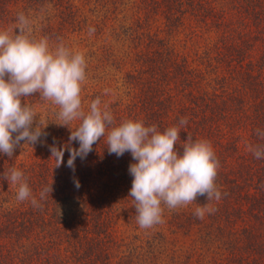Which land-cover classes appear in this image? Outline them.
<instances>
[{
	"label": "rangeland",
	"instance_id": "obj_1",
	"mask_svg": "<svg viewBox=\"0 0 264 264\" xmlns=\"http://www.w3.org/2000/svg\"><path fill=\"white\" fill-rule=\"evenodd\" d=\"M34 1L24 4L23 0H7L6 7L11 10H8V18H0V29H14L17 14H25L24 9L37 38L46 36L51 46L63 42L70 49L83 52L87 67L81 100L85 111L99 97L102 106H109L117 124L127 118L142 120L140 114H145L141 105L143 90L152 79L151 73L144 70L155 65L151 64L153 56L161 57L154 55V51L163 54L166 50L170 54L162 55L159 59L162 62L157 65L172 73H166L163 80L160 77L156 86L166 91L164 110H171L182 119L185 113L174 102L186 103L192 97L195 101L197 96L209 98L214 93L218 94L224 86L229 91L226 95H231L229 97L235 101V105L227 109L229 113L225 118H217V124H221L218 129L215 127L211 132L196 136V139L211 142L219 161L217 177L225 184L235 179L240 184L231 193L226 191V198L210 202L216 211L206 214L203 219L194 215L195 208L207 202L198 196L196 202L188 206L168 209L162 205L163 223L149 229L140 228L136 223L133 201L128 196L133 179L129 166L135 162L131 154L125 152L117 157L104 150V159L103 156L102 160L96 158L98 164L110 172V176L99 183L101 188L98 192L105 196L101 210L104 218L97 227L93 222H80L79 227L88 223L84 227L90 232L87 240L105 246L103 253L106 255L102 264H264V193L256 201L244 198L245 190L251 189L254 196L260 194L255 192L257 189L252 190L258 179L264 185V158L256 159L248 149L249 145L264 144V139L256 134L257 129L264 131L256 115L261 111L256 101L258 90L264 89V73H256L253 78H229L223 80L224 83L219 77H224L226 71L224 64L218 61V45L224 41L231 43L229 52L234 55L237 53L234 47L243 46L247 60L253 59V63L264 57L263 3L259 0H204L200 5H189L192 0H111L109 3H106L108 0ZM65 6L67 11L58 10ZM69 11L75 12L72 14ZM175 13L180 18L173 17L171 20L169 15ZM95 22L104 28V36L91 34L90 29ZM122 30L125 34L119 35ZM172 50L178 55H173ZM178 56L180 64L185 63L183 69L171 66ZM184 69L189 74H184ZM26 100L38 113L37 121L39 116L42 121H49L44 129L46 135L41 136L37 143L30 145L21 141L11 158L0 153L2 214L6 200L11 205H17V209L24 208L25 204V201H17V186L3 178L4 171L12 167L21 171H39L45 166L53 168L56 161L51 157L50 146L55 144L60 147L70 136L67 126H60L54 121L58 110L55 105L41 100L38 93ZM21 102L23 104L25 98ZM178 122L176 118L171 121L173 125ZM76 123L78 121L73 122L74 125ZM73 142L72 147L77 145ZM94 146L107 148L106 135ZM178 151L182 153V149ZM68 158L69 152L65 150L63 163L59 166L60 173L65 174L66 169L67 174L69 169L79 177V159L76 158L73 171L67 166ZM32 193L35 196L34 190ZM81 213V210L77 211V214ZM59 225L56 222V236H39L43 241L41 246L47 247L45 258L51 259V264L65 262L72 257L70 243L60 235L65 233L64 228L59 229ZM2 240L5 252L9 247L15 248L18 242L27 241L12 232ZM26 244L30 245L29 242ZM125 255L133 256L134 263L121 259L120 256Z\"/></svg>",
	"mask_w": 264,
	"mask_h": 264
},
{
	"label": "clouds",
	"instance_id": "obj_2",
	"mask_svg": "<svg viewBox=\"0 0 264 264\" xmlns=\"http://www.w3.org/2000/svg\"><path fill=\"white\" fill-rule=\"evenodd\" d=\"M86 67L83 52L74 51L63 42L51 46L48 37L33 35L32 23L23 12L17 14L14 29H0V153L11 158L21 141L33 145L46 135L44 129L49 120L42 121L39 116L37 121L38 113L26 100L38 93L41 100L57 107L54 121L70 129L64 145L50 146L51 157L56 161L54 167L63 163L67 150V166L74 171L76 158L85 159L105 135L109 154H131L135 162L129 166L133 179L128 196L140 228L163 223L162 205L176 209L196 202L198 196H205L207 202L196 207L194 215L203 219L214 213L216 209L210 202L220 201L222 194L215 183L219 161L211 142L188 135L179 143L186 118L163 131L155 124L146 126L139 119H122L117 124L109 106H102L99 97L85 111L81 91ZM74 121L78 123L74 125ZM256 134L264 139V131L257 129ZM73 141L78 142V148L72 147ZM177 144L182 153L175 147ZM248 149L256 159L264 158V144L249 145ZM3 178L17 186V201L30 199L34 208L41 207L40 201L52 192L51 184L43 187L38 200L24 172L15 167L5 170Z\"/></svg>",
	"mask_w": 264,
	"mask_h": 264
},
{
	"label": "trees",
	"instance_id": "obj_3",
	"mask_svg": "<svg viewBox=\"0 0 264 264\" xmlns=\"http://www.w3.org/2000/svg\"><path fill=\"white\" fill-rule=\"evenodd\" d=\"M23 1L24 4H28L29 2L35 3L34 0ZM109 1L111 0H108L106 3H109ZM113 1L112 3H116ZM259 1H261V3H263L264 5V0ZM6 2L7 0H0V18H8V10L10 11L11 9L6 7ZM155 2L157 3V1ZM167 2H170V0H167ZM203 2L204 0H192L189 5H200ZM250 4L251 3H249V5ZM66 7L67 6L63 7L62 9L59 8L58 10L60 12H63L67 9ZM177 10L179 12V9ZM23 11L26 14V11L24 9ZM69 12H72L73 14V12L75 11ZM169 17H172L171 20H173V17H177V19L180 18L176 13L173 16L169 15ZM129 29L132 30L131 27H129ZM91 30H93L91 32L92 35L97 34V36H104L106 33L104 31V28H100L99 23L96 22ZM121 34H125L124 30L120 31L119 35ZM234 48V50H237V53L235 55L229 52V50L231 49V43L224 41L220 42V45H218V61L221 64H224V71H226L224 77H219V80L221 82L229 78L243 79L244 76L253 78L254 74L256 73H264V57H261L258 63H256L257 61L253 63V59H250L249 61L247 60L248 56L244 53L245 50L243 46L237 45ZM167 52L168 54H170V51L168 50H166V52L163 54H159L158 51H154V55H161L160 58H162V55L167 54ZM172 54L175 56L178 55L173 52V50ZM160 58H155L153 56L151 64L155 65H150L144 70V72L146 73H151L150 77L152 79L149 81L147 87H145L143 90L144 98L141 105L143 107V111H145V114L144 116L140 114V117H142V121L146 122L147 126L155 124L161 131H163L165 128L173 125L171 123L173 119L176 118L177 120H180L181 116L177 117V115L174 114L173 111L171 112V110H169V112L168 110L163 109L164 103H166V101L163 102V99L167 98L166 91L164 89L161 91L156 88L157 84H159L157 81L161 79L160 77H162L163 80L166 76V73L171 74L172 71L166 70L162 67L159 68L160 66H158L157 63L162 62L159 61ZM175 60L176 61L171 62V66H180V68L183 69L185 63L180 64V61H178L179 56L175 58ZM185 73L189 74L188 70L184 69V74ZM223 82L225 83V81ZM258 91L259 97L256 102L261 107V111L256 115L259 118L258 121H260L259 125L261 124L262 129L264 130V89H260ZM227 92L229 91L224 86V88H221V90L218 91V94L214 93V95L209 98L197 96V98H195V101L192 97L189 102L186 103L184 101H180V103L174 102L175 105L180 106V109L184 111L185 114L182 118L187 119V125L180 131L181 141L179 143H182L183 140H186L187 132L188 135H194L193 139H196L197 135H202L201 133L204 134V132H211L215 127H217V129L218 127H220L221 124H217V118H225V115L229 113L227 109L235 105V101H233V99L229 97L231 95H226ZM214 96L216 97L213 98ZM235 100H237L236 97ZM179 112L181 115L180 110ZM73 146L74 148H78V142L77 145L73 144ZM175 147L177 148V150L182 149L180 144L175 145ZM104 150L105 152L109 153L106 147L101 148L99 146L93 145V150L87 155L85 159L81 160L79 157H77V159H79L80 161L78 167H80L81 174L79 175V177L74 176L72 171L69 169H67V174L65 169V174L62 175L60 173L61 169L59 166H53V168H46L45 166L42 167V170L39 171H33L32 169H23V172L27 177L29 187L35 191V196L38 200L39 193L43 189V187L51 184L52 192L46 197V200L40 201L41 207L39 208H34L30 202V199L25 200V204L23 206L24 208L21 207V209H17V205H11L6 200L5 202H3V214L0 206V264H51V259L48 260L47 258H45L47 247L41 246V243L43 241L40 240L39 236L42 235L46 238L56 236L55 232L58 230L56 229V222L57 224H60L59 229L64 228L65 233L60 231V235L64 238V240L70 243L69 252L72 257H68L65 262L58 261L54 262V264L103 263L102 259L104 260V256L106 255L104 254L105 246L103 245V243L101 244L89 242L87 239L90 232L85 231L84 229V227L88 223H85L81 227H79L81 225L79 223L93 222L95 224L94 227H97L101 219L104 218L102 215V207L104 208V205L102 206V201L105 196L98 192L101 188V185H99V183L105 181V177L110 176V172L108 169H104L103 165L100 166L96 159L98 158L99 160H102V156L104 159V155L106 154L103 152ZM69 174L71 175L69 176ZM62 179L63 181L61 182ZM77 181L79 183V187H76ZM215 183L221 191V199L228 196L225 195L226 191H229L231 193V191L235 189V186L240 185L236 179L231 181V184H225L224 180L218 177H216ZM69 189H72L73 191H70ZM253 189H257L255 192L260 194L258 196H254L251 192V189L245 190L244 198L246 197L247 200L251 201H256L259 198H262L260 196H263L264 185L259 179L258 181H256V186H254L252 190ZM101 190L102 192H104L103 189ZM202 197L206 199L205 196ZM6 203H9L8 206H5ZM85 204H87V207L85 206ZM255 207L256 204L254 203V208ZM78 210H81L83 213L77 214ZM61 222H70V224H63ZM10 232H12L13 235H17V237H25L27 241L18 242V244L14 245L15 248L9 247L7 252H5V250L2 248V239L6 238L10 234ZM37 233H39L38 237L34 238ZM26 242H29L30 245H27ZM120 257L127 263H134L133 256L131 255Z\"/></svg>",
	"mask_w": 264,
	"mask_h": 264
}]
</instances>
